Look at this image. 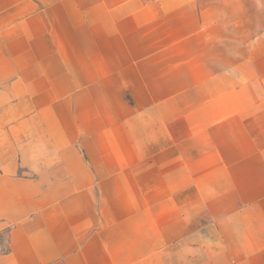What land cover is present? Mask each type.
I'll list each match as a JSON object with an SVG mask.
<instances>
[{"label": "crops", "instance_id": "crops-1", "mask_svg": "<svg viewBox=\"0 0 264 264\" xmlns=\"http://www.w3.org/2000/svg\"><path fill=\"white\" fill-rule=\"evenodd\" d=\"M0 264H264V0H0Z\"/></svg>", "mask_w": 264, "mask_h": 264}, {"label": "rangeland", "instance_id": "rangeland-1", "mask_svg": "<svg viewBox=\"0 0 264 264\" xmlns=\"http://www.w3.org/2000/svg\"><path fill=\"white\" fill-rule=\"evenodd\" d=\"M8 238L7 233L3 232L0 234V254L8 249Z\"/></svg>", "mask_w": 264, "mask_h": 264}]
</instances>
